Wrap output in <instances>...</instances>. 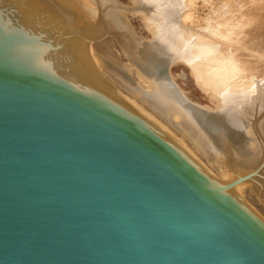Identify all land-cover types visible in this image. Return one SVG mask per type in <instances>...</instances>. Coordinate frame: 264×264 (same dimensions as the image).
<instances>
[{"label": "water", "instance_id": "95a60500", "mask_svg": "<svg viewBox=\"0 0 264 264\" xmlns=\"http://www.w3.org/2000/svg\"><path fill=\"white\" fill-rule=\"evenodd\" d=\"M115 6L0 0V264H264V85L205 127Z\"/></svg>", "mask_w": 264, "mask_h": 264}, {"label": "bare ground", "instance_id": "6f19581e", "mask_svg": "<svg viewBox=\"0 0 264 264\" xmlns=\"http://www.w3.org/2000/svg\"><path fill=\"white\" fill-rule=\"evenodd\" d=\"M81 1L83 10L99 18L102 2L105 8L112 6L105 4L110 0ZM194 1L135 0V6L144 13L146 22L151 21L161 27L162 33L157 35L158 38L162 34L160 41L165 39L179 41L174 52H180L183 59L196 56V64L200 63L198 66L201 68L194 71V77L198 85L216 100L215 111L258 109L257 97L263 95L261 84L264 85V25L254 23L252 17L260 20L264 19V15L261 12L257 13L255 8L253 10L256 12L249 11V8L247 10L246 5L249 3L246 4V0H235L244 4L225 18L223 22L229 27L221 33L217 30L220 26L209 25V21L214 19H218L216 24L221 25L224 19L225 14L219 13L218 17L215 16L217 14L215 9H211L212 13L207 15L205 26L203 24L198 28L183 22L182 18L188 19L192 16L190 9L195 8ZM227 1L229 2L224 0V3ZM106 18H114V24L121 27V17L116 16L113 9ZM183 34L189 38L183 39ZM218 124H226V121L214 115H209L205 119V127L224 132V126Z\"/></svg>", "mask_w": 264, "mask_h": 264}, {"label": "rangeland", "instance_id": "374dc122", "mask_svg": "<svg viewBox=\"0 0 264 264\" xmlns=\"http://www.w3.org/2000/svg\"><path fill=\"white\" fill-rule=\"evenodd\" d=\"M76 1L80 3L82 2L81 0ZM135 3V0H110L105 4L116 5L113 10L115 11L116 16L121 17V21L133 23L134 25L139 27L140 33L144 35L148 40H155L157 38V35L162 33L160 30L161 27L159 25H154L151 21L146 22L144 13L141 10L136 9ZM241 4L244 3H240L235 0H229V2L227 1L225 3L224 0H195V8L190 9L192 12V16L188 19L182 18V20L183 22H187L189 25L199 28L201 25L204 24V22L207 23V15H210L212 13L211 9H215V12H217L215 16L218 17L219 13L225 14L224 19H222L221 25L216 24L218 19L209 21V25L210 27L220 26L217 30L223 33L229 27V25H227L223 21L227 16L229 17V15L234 10L241 6ZM246 4L247 10L249 8V11H257V13H262V15H264V0H246ZM254 8L256 11L253 10ZM251 16H253V14H251ZM252 20L258 25H264V19L259 20L257 17H252ZM205 25L207 24H204L203 26ZM182 38L188 39L189 37L183 34ZM195 58L196 56L194 57L193 55L191 56V59H183L180 57L179 65L176 68V77L179 79V81L189 93L191 101L208 104V108L191 106V109L196 110L198 112L197 114L201 115L206 119L210 115L209 112L215 111L217 107V102L198 85L194 77V71L199 70L201 66H198L200 63L196 64L197 60Z\"/></svg>", "mask_w": 264, "mask_h": 264}]
</instances>
